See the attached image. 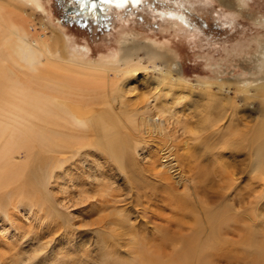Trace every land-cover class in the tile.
Here are the masks:
<instances>
[{
  "label": "rangeland",
  "instance_id": "rangeland-1",
  "mask_svg": "<svg viewBox=\"0 0 264 264\" xmlns=\"http://www.w3.org/2000/svg\"><path fill=\"white\" fill-rule=\"evenodd\" d=\"M41 1L45 11L16 1L29 38L59 31L68 39L70 56L87 54L86 61L111 67H126L124 50L136 51L134 71L115 76L109 70L103 80L93 78L91 83L83 77L75 80L74 105L93 125L89 135H56L50 148L38 140L17 146L23 175L8 172L7 178H0L11 183H0V264H103L102 257L109 264H136L140 245L132 243L137 240L134 232L144 236L147 251L175 261L187 246L194 251L193 237L215 238L217 213L223 206L227 209L218 197L217 173L239 170L244 175L248 157L237 153L232 159L226 151L216 156L225 168L209 160L211 168L201 169L200 129L210 117L226 115L232 101L244 108L247 100L254 107L248 119H264L256 99L264 87V67L257 65L264 42V0H232L231 5L221 0H139L109 6L105 17L96 20L74 17V0ZM155 50L160 55L155 56ZM149 115L155 117L158 134L149 133L155 127ZM169 117L179 120L178 129L165 120ZM109 129L125 136L140 160L136 168L146 187L140 193L132 190L117 165H106L104 133ZM112 196L115 204L105 206ZM257 221L253 228L260 235L264 217ZM221 230L230 244L191 252L188 264H264L260 238L249 237L242 244L243 235Z\"/></svg>",
  "mask_w": 264,
  "mask_h": 264
},
{
  "label": "bare ground",
  "instance_id": "bare-ground-1",
  "mask_svg": "<svg viewBox=\"0 0 264 264\" xmlns=\"http://www.w3.org/2000/svg\"><path fill=\"white\" fill-rule=\"evenodd\" d=\"M16 1L23 3L28 2L34 5L36 9L38 8L45 11L41 0H0V42H4L0 44V163H2L0 164V178L2 179H4V174L5 178H7L8 172L13 174L20 171V175H23V168L19 166L20 164L17 162V154H19L16 149L17 146L19 147L22 144L27 145L30 140H38L40 146L50 148L53 146L52 143L56 135H68L71 138H83L89 135V132L93 131L94 127L91 125L88 118H86V115V117H83L84 112H81L79 107L74 105V103L77 102L75 98L76 93L73 89L75 80L79 77H83L86 81L91 83L94 81L91 80L93 78L95 81L100 79L103 80L104 77L102 78V76L109 70H114L115 76H118L121 72L123 74L132 72L134 71L132 65L135 63L136 57V51L124 50L122 59L125 61L126 67H111L105 62L91 61L90 59L86 61L87 59L85 58L87 54L80 53V55L74 54V56H70L66 50L68 39L59 31L53 32L51 35L46 34L45 31L42 33L40 32L41 34L31 39L25 29L26 18L20 15V13L18 14L21 7ZM74 1L78 4L77 10L73 15L74 17L82 15L96 20L105 17L109 6L135 5L139 0H100L98 3H93L91 2L92 0ZM221 1L228 5H231L232 2V0ZM69 6L70 5H68V7ZM9 8L13 10H9ZM43 29L46 30L45 27ZM153 53L155 56L159 54L158 51ZM257 62L258 67L262 69L264 67V42L260 45ZM16 65L19 66L17 69H19L21 73H17V69L13 68V66ZM25 69L31 72L30 76L25 73ZM29 71L28 73H30ZM256 99L260 102L264 112V87H260L256 94ZM246 101L247 100H245L244 108H240L234 101L230 102L228 107L229 111L226 115L217 114L218 116L210 117L205 122H202L203 126L201 129L199 127L201 124H196L200 130L204 131L202 144L200 146L204 156L200 157L198 161L201 169L206 170L211 168L208 166L209 160L212 166L215 164L219 168H225V164L216 156L221 157L226 151L230 152V157H232V159L236 158L237 153L248 157L245 166L247 172L245 171L244 175H242L243 171L240 172L239 170L226 172L224 169H220L217 173L221 178V180L219 179L221 182L217 184L221 189L218 197L220 201H225L227 208L225 209V206H223L224 208L219 209V213L216 212V219H218L217 236L213 239L206 236V240L203 241V238L197 235L193 237L195 242L190 243L193 244L194 251H190L189 249H191V247L189 246H187V248L183 247L185 249L178 253L175 261L172 259L166 261L167 259L162 256V253L157 254L154 251L155 254L143 248L142 246L144 245L142 241L145 242L144 236L136 237L138 235L134 232V239L137 240L131 242H136L137 246L140 245V247H137L138 261H136V264H188V261L193 257L191 252L198 253L205 247H216L217 249V243L222 244L220 245V247L223 246L221 249L227 244H230V241H227L225 236L222 237L220 235V231L222 232L221 229L226 230V232L228 231L229 235L235 234L236 236L239 234V236H236L238 238L243 235L242 239L245 238L243 241L253 236L260 238L259 242L263 244V247H260L262 249L261 256L264 259V229L260 232L262 233L260 235H257L258 232L254 230L255 226L258 225L257 217H264V119L260 121L252 117V119L249 120V115L253 112L254 107L251 106L250 102ZM240 112H248V114H240ZM153 118L155 119V117L151 115L147 118L155 126L154 131L150 129V134L159 131V127L155 124ZM158 119L161 129L163 122L159 116ZM171 119L172 118L169 117L165 120L172 121L171 124L175 125L178 129L180 125L179 120ZM164 127L166 128L165 125ZM180 127L186 130L185 125L182 124ZM110 130L111 129L104 133V139L106 140H104L107 157V159H105L106 165L109 167L117 165L114 167H118V169L122 170L128 182L131 183L132 190H135L136 193H140L141 190L144 188L146 189L138 175L140 169L136 168V165L141 164L140 160L137 155L134 156V153L131 152L125 136L120 135V133L114 130ZM131 147L133 146L131 145ZM133 151L136 152L137 149L134 148ZM201 169L200 174L203 175L204 178L206 176L208 178L209 174H202ZM245 178H247L246 180L248 183L242 185V183L245 182ZM5 182L10 183L0 180L2 186L6 184ZM168 189L169 188H167V190L164 189L165 194H169ZM134 196H136V194ZM137 198L139 199L140 197ZM161 198L162 197H160V200H163ZM114 201L115 198L113 196L109 197L106 202L104 201V205L111 207L115 204ZM155 203L157 202L155 201ZM57 204L65 206L62 201H57ZM259 205L260 207L257 208ZM259 211L261 215H258L260 214ZM165 230H163V232ZM240 231H242V233ZM173 234H176V232ZM245 234L247 237H245ZM168 235L169 234H167V236ZM139 239L141 240L139 241ZM166 239H169V236ZM231 242L233 243L232 240ZM244 243L245 241L242 242V244ZM238 244L239 243L236 245ZM233 245L234 243L231 245L232 248ZM159 251L160 250H157V252ZM228 251L230 252L231 250ZM229 254H231V260L232 253ZM163 255H165V253H163ZM103 258L105 259L103 264H109V262H106L107 259L105 257L100 259L103 260ZM121 262L120 264H122Z\"/></svg>",
  "mask_w": 264,
  "mask_h": 264
},
{
  "label": "water",
  "instance_id": "water-1",
  "mask_svg": "<svg viewBox=\"0 0 264 264\" xmlns=\"http://www.w3.org/2000/svg\"><path fill=\"white\" fill-rule=\"evenodd\" d=\"M77 1V0H76ZM89 1H91V0H89ZM100 0H92L91 2H96V3H98ZM69 10H70V8H69Z\"/></svg>",
  "mask_w": 264,
  "mask_h": 264
}]
</instances>
